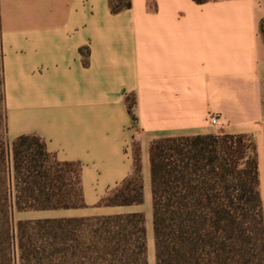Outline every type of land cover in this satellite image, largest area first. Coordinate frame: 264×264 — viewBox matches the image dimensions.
Listing matches in <instances>:
<instances>
[{
  "label": "crops",
  "instance_id": "crops-1",
  "mask_svg": "<svg viewBox=\"0 0 264 264\" xmlns=\"http://www.w3.org/2000/svg\"><path fill=\"white\" fill-rule=\"evenodd\" d=\"M130 3L0 0L8 136L38 134L82 163L88 207L53 211L68 217L137 212L95 207L132 172L134 142L144 202L156 139L216 134V118L221 134H253L263 149L264 0Z\"/></svg>",
  "mask_w": 264,
  "mask_h": 264
},
{
  "label": "trees",
  "instance_id": "trees-1",
  "mask_svg": "<svg viewBox=\"0 0 264 264\" xmlns=\"http://www.w3.org/2000/svg\"><path fill=\"white\" fill-rule=\"evenodd\" d=\"M110 5L117 13L131 3ZM260 32L264 38V19ZM2 86L0 264H149L144 212L20 220L14 227V212L88 206L81 162L59 160L35 133L8 140ZM133 153L132 172L95 207L144 203L137 142ZM149 154L156 264H264V203L251 135L164 137L151 142Z\"/></svg>",
  "mask_w": 264,
  "mask_h": 264
},
{
  "label": "rangeland",
  "instance_id": "rangeland-1",
  "mask_svg": "<svg viewBox=\"0 0 264 264\" xmlns=\"http://www.w3.org/2000/svg\"><path fill=\"white\" fill-rule=\"evenodd\" d=\"M125 3V1H124ZM126 9V8H125ZM124 10V9H123ZM122 11V10H121ZM2 43H1V31H0V82H3V93H4V79H3V65H2ZM130 106H133L134 102L130 101L129 102ZM2 110L4 114L6 113L5 109V93H4V103L2 105ZM0 112H1V107H0ZM7 126V125H6ZM211 130H213L216 134H221L225 132V127L224 125L221 126H214L211 125ZM1 130V129H0ZM254 142L256 143L257 146V152H258V159H259V189L261 192V196L263 199L264 203V143H263V149H261L259 145V141H257V137L251 134ZM7 137L9 141H12L9 139L8 136V128H7ZM133 211V210H132ZM134 211L137 212H144L146 216V227H147V243H148V260L149 264H156L155 260V245H154V236H153V213H152V197L150 200L146 199L143 205L138 206ZM120 212H131L129 210H123L120 208H114V209H107L105 211H95L92 215H99V213L103 214H115V213H120ZM101 214V215H103ZM64 214L58 213V212H53V211H38V212H25V213H19V212H14L13 215V225L16 227V224L20 220H36V219H44V218H59V217H68V216H63Z\"/></svg>",
  "mask_w": 264,
  "mask_h": 264
},
{
  "label": "built area",
  "instance_id": "built-area-1",
  "mask_svg": "<svg viewBox=\"0 0 264 264\" xmlns=\"http://www.w3.org/2000/svg\"><path fill=\"white\" fill-rule=\"evenodd\" d=\"M211 122H212V124H214V125H217V124H218V120H217L216 118H213Z\"/></svg>",
  "mask_w": 264,
  "mask_h": 264
}]
</instances>
